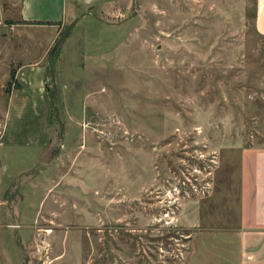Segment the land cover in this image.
<instances>
[{
	"label": "rangeland",
	"instance_id": "374dc122",
	"mask_svg": "<svg viewBox=\"0 0 264 264\" xmlns=\"http://www.w3.org/2000/svg\"><path fill=\"white\" fill-rule=\"evenodd\" d=\"M19 1L0 0V49L52 42L50 135L46 158L0 160V264H231L239 151L264 133L262 1L132 0L59 32L12 27Z\"/></svg>",
	"mask_w": 264,
	"mask_h": 264
},
{
	"label": "crops",
	"instance_id": "0c3cea01",
	"mask_svg": "<svg viewBox=\"0 0 264 264\" xmlns=\"http://www.w3.org/2000/svg\"><path fill=\"white\" fill-rule=\"evenodd\" d=\"M261 1L257 28L264 35V0ZM131 4L132 0H20L18 19L12 27L18 25L27 30L54 26L59 32L65 22L86 8L97 7L117 17L126 14ZM42 39L45 38L40 37L39 42ZM1 41L0 38V44ZM13 41L14 51L3 53L0 49V102L4 104V117H0V147L5 150L0 160L7 157L10 149L32 147L42 148L41 155L46 158L52 102L46 80V56L52 42L45 40L38 57L24 60L20 50L18 57H14L19 49L16 46L22 43ZM27 112H31L32 117H27ZM238 157V214L236 224L231 227L234 231L231 264H264V133L257 143L243 146ZM1 169L7 170L3 162L0 172ZM10 198L0 193V206L9 205ZM6 215V208L0 210V218ZM9 260L10 257L3 263Z\"/></svg>",
	"mask_w": 264,
	"mask_h": 264
}]
</instances>
